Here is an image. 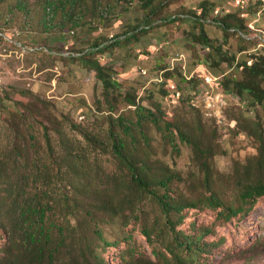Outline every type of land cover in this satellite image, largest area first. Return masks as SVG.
I'll list each match as a JSON object with an SVG mask.
<instances>
[{
  "label": "rangeland",
  "instance_id": "1",
  "mask_svg": "<svg viewBox=\"0 0 264 264\" xmlns=\"http://www.w3.org/2000/svg\"><path fill=\"white\" fill-rule=\"evenodd\" d=\"M201 2L211 5L215 11L211 17L216 20L235 12L249 31L252 26L264 30V5L260 0H160L152 6L144 0H80L73 16L82 15L91 22L73 33L69 28L65 33L51 32L44 39L34 36L32 45L42 47L39 49L45 54L24 58L18 65L21 71L10 67L2 73L0 69V163L10 166L14 178L22 169L36 173V178L28 181L27 190L46 191L51 220L71 227L55 264H124V257L133 251L135 257L153 261L152 249H159L158 239L151 246L141 233L142 226L147 225L162 229L164 219L158 207L147 198L138 201L135 208L127 202L132 200L127 171L114 156L108 138L110 131L121 135L114 123L119 116L132 125L134 145L124 140L137 159L146 157L154 169L167 165L179 174L182 181L173 184L175 193L190 199L208 195L199 184L201 172L187 144L175 140L178 150L174 152L162 131L146 121L136 125L133 109L115 94L108 102L104 100L100 82L77 59L70 58L94 47L96 40L108 47L105 54L96 57L114 71L112 77L121 85L117 94L135 91L142 106L153 112L154 105H160L162 128L171 122L181 131L189 128L201 134L217 153L212 160L214 189L221 192L225 204H236L231 188L233 168L257 154L252 121L258 120L264 133V108H253L246 97L239 99L223 90L219 93L227 103L226 124L213 123L214 118L209 116L212 110L203 111L202 107H207V94L218 93L223 76H212L210 68L201 64L202 48L192 43L191 36L201 26L210 39L226 41L223 51L236 60L264 50V38L258 42L254 35L248 41L226 36L216 24L196 19ZM106 9L109 15L99 20V12ZM138 27L144 30L134 32ZM180 55L183 61L172 62ZM29 65H33L31 71ZM222 67L225 74L235 69L226 63ZM167 68L177 70L174 96H166L154 86L156 77ZM183 71L184 76L189 74L186 80L193 78V82L180 80ZM237 77L241 78V73L237 72ZM149 91L152 95L146 94ZM109 107L115 110L109 112ZM141 130L146 141L139 136ZM29 134L34 137L29 153L12 155V150L17 151L21 145L27 147L22 141L25 143ZM3 152L7 156L1 157ZM4 195L7 193L0 190V196ZM217 212L201 206L186 210V219L178 227L190 234L194 228L211 231L203 239L213 244L204 256L206 264H264V197L246 216L227 223H215ZM0 225L9 222L1 216ZM96 232L112 246L104 247ZM5 243L6 236L0 230V255Z\"/></svg>",
  "mask_w": 264,
  "mask_h": 264
},
{
  "label": "trees",
  "instance_id": "2",
  "mask_svg": "<svg viewBox=\"0 0 264 264\" xmlns=\"http://www.w3.org/2000/svg\"><path fill=\"white\" fill-rule=\"evenodd\" d=\"M155 1L160 2V0H144V3L152 6ZM233 1L240 2V0ZM260 1V4L264 5V0ZM79 2L80 0H0V46L4 42L8 46L15 47L16 43L12 41L13 36H8L4 31L8 29L17 30L32 44L36 35H40L44 39L51 32L65 33L71 28L70 33H73L75 30L84 28L85 23L91 22V20H84L82 15L73 16L74 8ZM90 9L91 7L86 8V10ZM197 13L195 14L196 19L216 24L226 36L231 34L248 41L249 37L254 35L258 42L259 38H264L263 29L252 26L249 31L235 12L227 13L222 19L216 20L215 17H211L215 13L211 5L201 2L197 7ZM108 15V9L101 10L99 20L107 18ZM139 29L140 31L144 30V27H138L134 32ZM239 33L246 37L242 38ZM191 40L194 45L202 48L203 61L201 64L210 68V74L212 76L222 74V81L218 83L220 86L217 89L218 92L231 91L239 99L246 97L249 105L253 108H264V50H262L263 53L258 51L246 59L236 60L234 55L229 56L227 52L223 51L222 48L225 47L226 41L217 42L210 39L201 26L198 32L191 36ZM21 46L23 45L21 44ZM29 46L32 47H27L26 51L30 55L45 54L44 49H39L42 47ZM93 46L77 53V56H70V58L77 59L82 68L89 71L92 77L100 82L104 100L108 102V99L115 94V97L122 98L127 108L133 109L136 125L146 121L157 130L162 131L174 152L178 150L177 145L173 144L175 140L187 144L191 148L193 160L201 172L199 184L208 192V195L202 196L200 199H190L185 195L175 193L173 184L182 181L179 174L167 165L154 169L146 157L137 159L136 153L132 152L130 148L127 149V143L124 140V138L129 139V144L134 145L132 125L122 117H117L114 123L120 128L121 135L110 131L108 138L114 156L127 171V187L132 199L127 202L129 206L135 208L138 201L150 199L158 207L164 219L162 229H159L157 225L152 227L147 225L141 228L142 235L151 246L154 245L155 238L160 243L159 249L154 247L152 249L154 260L135 257L133 251L128 252L127 257H124V264H206L204 256L213 244L205 243L203 239L211 231L194 228L193 233L190 234L179 230L178 227L182 226L186 219L184 213L186 210L197 209L200 206L214 211L218 210L215 223H227L237 216H246L256 201L264 197V133L259 121H252V131L258 142L257 154L248 159L244 165L236 164L234 166L231 188L236 193V204H225L221 192L214 189L215 173L212 160L217 153L213 148L204 142L201 134L193 133L189 128L181 131L171 122L164 123L163 128L160 127V117H163L160 105H154L153 112L142 106V100L138 98L135 91L126 92L124 96L117 94L121 85L112 77L115 74L114 71L101 64L96 57L105 54L108 47L98 40ZM225 63L235 66L234 71L225 74L222 67ZM212 67H215V70ZM237 72L241 73V78L237 77ZM176 73V69L167 68L165 72L159 73L156 77L155 82L158 85L154 86H157L158 90L160 88L161 91H159L166 96L176 95L175 89H177L178 82ZM179 76L181 81L186 80L187 76H184V71L183 77L181 74ZM192 79H187L186 82L190 84L193 82ZM171 82L173 83L172 87L170 86ZM146 94L152 95L151 91ZM113 110H115L113 107H109V112ZM235 122L238 124V120ZM213 123L215 122L213 121ZM139 136L143 141H146L142 130ZM20 138L23 140L22 136ZM33 139L31 134L27 135L24 139L25 143L22 141L23 144H27V147L21 145L17 151L12 150V155L26 156L30 150L31 145L29 144ZM46 144L47 147L50 146L48 136H46ZM4 156H7V152L2 153L1 157ZM42 167L44 168V166ZM29 170H19L18 177L14 178L10 166L0 163V190L7 193V195L0 196V217H5L9 222V225H0V230L6 236V243L1 248L0 264H55L58 250L64 246L70 236L71 227L51 220L50 202L46 191L35 193L27 190L28 181L37 176L36 173L32 174ZM4 206L7 209H4ZM96 235L104 247L112 246L105 242L99 233L96 232ZM100 264H104L103 261H100Z\"/></svg>",
  "mask_w": 264,
  "mask_h": 264
},
{
  "label": "crops",
  "instance_id": "3",
  "mask_svg": "<svg viewBox=\"0 0 264 264\" xmlns=\"http://www.w3.org/2000/svg\"><path fill=\"white\" fill-rule=\"evenodd\" d=\"M5 33L8 36H13V40L15 44V47L13 46H8L7 44H5L3 42V44H1L2 46H0V69L1 71H3L2 73L10 71V67H12V71H14L15 69L17 71H21L19 62L22 61L24 58L29 57V53L27 54V44L32 45L30 42V40L24 39L25 36L23 34H20L17 30H4ZM14 34V35H13ZM16 35V36H15ZM33 42V41H32ZM21 44L23 46H21ZM13 50L15 52H13ZM15 64V65H14ZM31 69H33V65H29L28 67V71H31ZM23 71V70H22ZM8 73V72H7ZM13 73V72H12ZM12 78H14L12 76ZM3 79V78H1Z\"/></svg>",
  "mask_w": 264,
  "mask_h": 264
},
{
  "label": "built area",
  "instance_id": "4",
  "mask_svg": "<svg viewBox=\"0 0 264 264\" xmlns=\"http://www.w3.org/2000/svg\"><path fill=\"white\" fill-rule=\"evenodd\" d=\"M4 39L7 40L6 38ZM183 60L184 59H181V55H180V57L173 59L172 62L183 61ZM0 83H1V77H0ZM205 97H209V104L207 105V107H202L203 110H212L214 112L213 121L217 126L225 125L226 124L225 110L227 108V103L220 101V93L210 92Z\"/></svg>",
  "mask_w": 264,
  "mask_h": 264
},
{
  "label": "bare ground",
  "instance_id": "5",
  "mask_svg": "<svg viewBox=\"0 0 264 264\" xmlns=\"http://www.w3.org/2000/svg\"><path fill=\"white\" fill-rule=\"evenodd\" d=\"M240 35H241V36H244V35L241 34V33H240ZM38 52H39V51H38ZM41 52H42V51H41ZM220 94H221V93H220ZM223 98H224V97H223ZM223 98H222V96H220V101H221V102H224V101H223ZM206 102H207V105H208V104H209V98H207V101H206ZM203 104H204V103H203ZM195 107H196V106H195ZM203 111H204V110H203ZM247 111H248V110H247ZM207 112H208V111H207ZM212 112H213V111H212ZM212 112H210L211 114H210L209 116H210L211 118H214V112H213V113H212ZM203 113H204V112H203ZM207 117H208V116H207ZM212 120H213V119H212Z\"/></svg>",
  "mask_w": 264,
  "mask_h": 264
}]
</instances>
